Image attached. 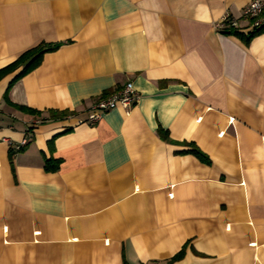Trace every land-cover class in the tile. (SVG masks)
<instances>
[{
    "label": "crops",
    "instance_id": "0c3cea01",
    "mask_svg": "<svg viewBox=\"0 0 264 264\" xmlns=\"http://www.w3.org/2000/svg\"><path fill=\"white\" fill-rule=\"evenodd\" d=\"M250 1L0 0V68L61 44L10 100L72 113L0 80V264H264V32L217 28ZM128 82L135 106L86 122Z\"/></svg>",
    "mask_w": 264,
    "mask_h": 264
},
{
    "label": "trees",
    "instance_id": "16d2710c",
    "mask_svg": "<svg viewBox=\"0 0 264 264\" xmlns=\"http://www.w3.org/2000/svg\"><path fill=\"white\" fill-rule=\"evenodd\" d=\"M260 17L264 18V8L260 14ZM255 20H257V17H251L249 19V22H254ZM223 32L226 34H237V35L243 36V38H245L246 42H249L252 38H254L255 36L264 32V20L259 25L255 26L254 29L252 31L248 32L247 34H244V32L239 31L238 29H234V28H232L230 30H223ZM60 46H61L60 43L48 44V43L42 42V43L38 44L37 46H34V47L26 50L25 52H23L13 62L9 63L8 65L4 66L3 68H0V80L3 77H5L6 75L15 72L17 69L22 68V70L10 82L8 90L6 91V93L4 95V100L8 105H11L14 108H16V109H18L24 113H28V114H32V115H36V116L41 117V119H40L41 123H44L48 120L64 119L72 113H70L69 111H66V110L60 111V110H56V109H48V110H46L47 116L43 117L42 116L43 111L13 103L9 98V91L16 81H18L19 79H21L22 77H24L25 75H27L28 73L33 71L35 68H37L41 64L43 57L47 52L55 51ZM110 94H111V92H106L105 96H103V97H106ZM158 132L164 137L167 136V131H165L161 126H159V128H158ZM189 145L191 146V149L189 150L190 153L194 154L196 157H198L201 161H203L205 163L211 162L209 157L205 153H203L195 144L190 143ZM60 163H61V161L59 159H54V158L46 159L45 169L47 171H57L60 167ZM184 253H185V250L183 248L180 252H178L171 259V261H176V260L181 259L184 256Z\"/></svg>",
    "mask_w": 264,
    "mask_h": 264
},
{
    "label": "built area",
    "instance_id": "2783aa9c",
    "mask_svg": "<svg viewBox=\"0 0 264 264\" xmlns=\"http://www.w3.org/2000/svg\"><path fill=\"white\" fill-rule=\"evenodd\" d=\"M263 8L264 0H251L244 8L243 16L248 21L251 17H257V20L254 22H249L247 27L243 28L240 26L237 19L233 18L229 14H225V16H223L222 20L217 25V28L221 31L234 28L245 33L250 32L255 26L259 25L264 20V18L260 17ZM140 96L141 95L135 88L134 84L132 82H128L122 89L117 90L110 95L96 101L89 111L86 122L95 124L98 120H100L104 113L119 107L128 112L139 102ZM233 121V118L229 120L230 123H233ZM27 142V138L24 139L16 149L19 150L24 145H26Z\"/></svg>",
    "mask_w": 264,
    "mask_h": 264
}]
</instances>
